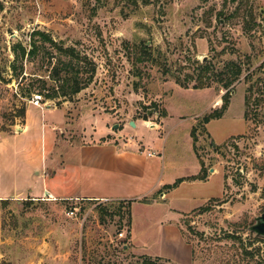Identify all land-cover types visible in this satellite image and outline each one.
I'll return each instance as SVG.
<instances>
[{
	"label": "rangeland",
	"instance_id": "rangeland-1",
	"mask_svg": "<svg viewBox=\"0 0 264 264\" xmlns=\"http://www.w3.org/2000/svg\"><path fill=\"white\" fill-rule=\"evenodd\" d=\"M33 31L52 42L34 36V55L15 56L18 43L30 50ZM27 91L41 107L11 142L35 134L39 158V130L53 124L57 148L122 135L162 156L164 176L195 174L200 160L210 178L168 196L188 210L177 215L158 193L156 207L132 211L117 201H0V264H264V237L250 230L264 212V0H0V140L23 127ZM226 91L222 117L202 124ZM23 158L10 176L26 195L38 177Z\"/></svg>",
	"mask_w": 264,
	"mask_h": 264
},
{
	"label": "crops",
	"instance_id": "crops-1",
	"mask_svg": "<svg viewBox=\"0 0 264 264\" xmlns=\"http://www.w3.org/2000/svg\"><path fill=\"white\" fill-rule=\"evenodd\" d=\"M31 108L34 107H28L25 112L24 125L20 131L0 140L1 202L25 197L34 201L43 197L48 200L117 201L130 202L132 211L135 205L156 207L160 200L166 204L165 212L172 211L175 215L188 212V210L181 212L173 208L167 198L184 183L198 180L183 181L175 188L164 190L163 187L172 185L176 178L170 174L164 176L163 169L167 165L164 158L160 155L149 156L151 148L145 150L140 141L138 142L140 149L131 140L122 142L124 141L122 135L117 136L116 143H90L81 142L82 140L79 139L69 143L66 147L57 148L58 140L54 126L48 124L49 130L42 132L40 128L38 134L39 146L42 145L40 158L36 149L38 146L33 145L35 134L28 135L27 141L22 145L11 142L13 138L28 133L30 125L26 116ZM44 111H41L43 117H45ZM47 111L51 114L49 110ZM18 154L24 157L22 161H29L34 171L33 175L38 177L36 181L26 180L23 184V191L27 192L26 195L17 192L19 189L16 182L17 176L13 175V178L10 176L18 170V162H16ZM199 172L200 168L197 173L180 178L195 176ZM209 178L210 176H207L205 180ZM45 192L48 194L46 195ZM155 194L159 200L153 199ZM161 196L164 197L160 199ZM169 226L170 224H167L162 227L166 233L173 231V226ZM132 235L131 224L130 240L136 242L135 236Z\"/></svg>",
	"mask_w": 264,
	"mask_h": 264
},
{
	"label": "trees",
	"instance_id": "trees-1",
	"mask_svg": "<svg viewBox=\"0 0 264 264\" xmlns=\"http://www.w3.org/2000/svg\"><path fill=\"white\" fill-rule=\"evenodd\" d=\"M147 1L148 0H144V3H147ZM34 36H37L39 39H40V41L41 42H52L51 41V39H50V37H48L46 34H44V33H42V32H39V31H33V33H32V35L30 36V39H31V42H30V44H29V46H30V50H28L27 52H26V49L21 45V44H16V45H14V47H13V49H12V52H13V54L16 56V53L18 52V51H21V55L22 56H25V55H27V57L28 56H30V55H34V53L37 51V45L35 44V40H34ZM144 49L147 51V53L145 54V55H147V59H148V57L150 56L149 54H148V47L146 46V45H144ZM74 68V65L73 64H70V63H68V64H65L64 66H63V70H65L66 72L68 71H70V70H72ZM210 71V67L208 66V65H203V66H201L200 68H199V72H200V74H199V78H200V83L197 85V86H195L194 88H196V89H201V88H203L204 87V85H203V81H204V76H205V73H207V72H209ZM241 74V71H240V69L239 68H235V71H234V75L231 77V78H229V77H226L224 80H225V83L223 84V88L224 89H227L229 86H230V84H231V82L232 81H235V80H237V78H238V76ZM60 76V72L59 71H56L55 69H54V74H53V77H59ZM229 78V79H228ZM59 79L61 80V82H62V84L65 82H67V80L65 79V78H60L59 77ZM178 83H180L179 81H177ZM181 86L182 87H184V85H182L181 84ZM70 92H71V94L73 93H77L79 90H80V87H79V85H78V83H77V81L76 80H74V82H73V86H71L70 87ZM27 95H30V91H27V93H26ZM228 95H229V91H226L225 92V94L222 96V106L218 109V110H214V111H212L210 114H208V115H206V116H204L203 118H202V124H204V125H206V124H208L211 120H216V119H219V118H221L222 117V115H223V113H224V111L226 110V108H227V106H228ZM190 137L192 138V142L193 141H195V139H194V129H192L191 130V132H190ZM194 149V148H193ZM194 151V150H193ZM195 152V151H194ZM199 164H200V172H199V174L198 175H195V176H190V177H187V178H180V179H177V180H175V182L172 184V185H166V186H164L163 187V189L164 190H169V189H172V188H175L178 184H180L181 182H183V181H195V180H198V181H204L205 179H206V174H205V169H204V167H203V165H202V163L200 162V160H199ZM143 264H146V262L145 263H143Z\"/></svg>",
	"mask_w": 264,
	"mask_h": 264
},
{
	"label": "water",
	"instance_id": "water-1",
	"mask_svg": "<svg viewBox=\"0 0 264 264\" xmlns=\"http://www.w3.org/2000/svg\"><path fill=\"white\" fill-rule=\"evenodd\" d=\"M130 126L134 127V123L131 122ZM45 194L47 195L48 193L45 192ZM250 230L256 235L264 237V212L256 219V224L251 226Z\"/></svg>",
	"mask_w": 264,
	"mask_h": 264
},
{
	"label": "built area",
	"instance_id": "built-area-1",
	"mask_svg": "<svg viewBox=\"0 0 264 264\" xmlns=\"http://www.w3.org/2000/svg\"><path fill=\"white\" fill-rule=\"evenodd\" d=\"M28 100H29V103L32 106L37 107V108L41 107V103H42V96L41 95H39V94L30 95V97L28 98ZM148 155L149 156H152L153 153L149 152ZM69 214L70 215H73L74 214V210L71 209L69 211ZM118 236L119 237H122V233H120Z\"/></svg>",
	"mask_w": 264,
	"mask_h": 264
}]
</instances>
